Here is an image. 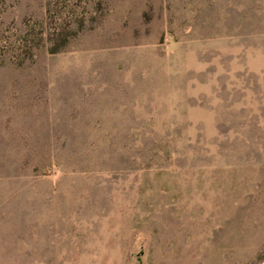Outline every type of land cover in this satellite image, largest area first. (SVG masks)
I'll return each instance as SVG.
<instances>
[{
	"label": "rangeland",
	"instance_id": "rangeland-1",
	"mask_svg": "<svg viewBox=\"0 0 264 264\" xmlns=\"http://www.w3.org/2000/svg\"><path fill=\"white\" fill-rule=\"evenodd\" d=\"M0 264H264V0H0Z\"/></svg>",
	"mask_w": 264,
	"mask_h": 264
},
{
	"label": "trees",
	"instance_id": "trees-1",
	"mask_svg": "<svg viewBox=\"0 0 264 264\" xmlns=\"http://www.w3.org/2000/svg\"><path fill=\"white\" fill-rule=\"evenodd\" d=\"M47 11L50 14V2L48 3ZM78 22L77 29H69L65 26L59 27L58 29H53V36H50L52 37L53 43L48 49L50 53H56L63 50L70 39L74 37L79 30L83 29V19L80 18Z\"/></svg>",
	"mask_w": 264,
	"mask_h": 264
}]
</instances>
